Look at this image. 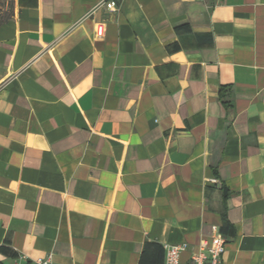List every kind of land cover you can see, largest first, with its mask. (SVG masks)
<instances>
[{
    "label": "crops",
    "instance_id": "obj_1",
    "mask_svg": "<svg viewBox=\"0 0 264 264\" xmlns=\"http://www.w3.org/2000/svg\"><path fill=\"white\" fill-rule=\"evenodd\" d=\"M0 26V264H264V0H16ZM217 179V182L214 181Z\"/></svg>",
    "mask_w": 264,
    "mask_h": 264
},
{
    "label": "built area",
    "instance_id": "obj_2",
    "mask_svg": "<svg viewBox=\"0 0 264 264\" xmlns=\"http://www.w3.org/2000/svg\"><path fill=\"white\" fill-rule=\"evenodd\" d=\"M217 182V179H214ZM215 235L212 240H203L199 243V250L194 252L187 262L179 261L180 252L187 249L186 243L173 244L165 242L163 244L165 264H222L223 254L226 250L225 238L221 236L216 228ZM27 255H21L15 264H30ZM34 264H54L52 262V253H47L38 260L33 261Z\"/></svg>",
    "mask_w": 264,
    "mask_h": 264
},
{
    "label": "trees",
    "instance_id": "obj_3",
    "mask_svg": "<svg viewBox=\"0 0 264 264\" xmlns=\"http://www.w3.org/2000/svg\"><path fill=\"white\" fill-rule=\"evenodd\" d=\"M18 12L19 10L17 8L16 0L12 3L11 6H8L5 10L2 9L0 4V26L11 20L16 21L19 14Z\"/></svg>",
    "mask_w": 264,
    "mask_h": 264
},
{
    "label": "rangeland",
    "instance_id": "obj_4",
    "mask_svg": "<svg viewBox=\"0 0 264 264\" xmlns=\"http://www.w3.org/2000/svg\"><path fill=\"white\" fill-rule=\"evenodd\" d=\"M14 1L15 0H0V4H1L2 9L3 10L7 9V7L11 6Z\"/></svg>",
    "mask_w": 264,
    "mask_h": 264
}]
</instances>
